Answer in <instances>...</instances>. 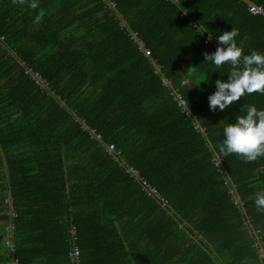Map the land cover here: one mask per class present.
Returning <instances> with one entry per match:
<instances>
[{"label": "trees", "instance_id": "1", "mask_svg": "<svg viewBox=\"0 0 264 264\" xmlns=\"http://www.w3.org/2000/svg\"><path fill=\"white\" fill-rule=\"evenodd\" d=\"M32 2L0 0V264H264V157L218 152L264 94L213 112L204 55L264 54V0Z\"/></svg>", "mask_w": 264, "mask_h": 264}, {"label": "clouds", "instance_id": "2", "mask_svg": "<svg viewBox=\"0 0 264 264\" xmlns=\"http://www.w3.org/2000/svg\"><path fill=\"white\" fill-rule=\"evenodd\" d=\"M24 2L25 0H20V3ZM28 6L33 10L39 7L35 0ZM43 14L41 11L37 15V22ZM238 35L239 31L235 28L231 32H224L219 36V43L227 48L219 47L213 54H204L206 61L212 62L217 68L228 64L231 69L228 74L230 82L217 80V91L209 97L213 112L217 108L224 111L246 94H264V54L252 51L251 54L244 55V50L236 43ZM211 38L210 34L209 40ZM224 136L226 138L218 149L222 156L235 154L245 163L264 157V110L249 106L246 115H238L236 123L224 128ZM255 206L258 212L264 213V191L256 194Z\"/></svg>", "mask_w": 264, "mask_h": 264}, {"label": "built area", "instance_id": "3", "mask_svg": "<svg viewBox=\"0 0 264 264\" xmlns=\"http://www.w3.org/2000/svg\"><path fill=\"white\" fill-rule=\"evenodd\" d=\"M252 12H258V11H261L260 9H256V8H252L251 9ZM4 37L2 36L1 37V40H3ZM139 46L142 47V43L139 42ZM149 52L146 51V54H148ZM33 78L35 80H37V83H40V75L39 73H35L33 74ZM109 151H112L113 150V146L110 145L108 147ZM126 171L130 173V175L134 176L138 181H140L141 185H143V189L148 193V195L150 196H153V197H156L158 195V192L157 190L153 187V186H150L148 185L145 181H143L141 179V177L139 176V173L136 169L132 168V167H127L126 168ZM76 234V230L75 228L73 227L72 228V235H75ZM5 243L8 247V249H12L13 246L11 244V235L8 234V235H5ZM70 257L71 259L78 264L79 262V257H80V250L78 247H74L73 250L71 251L70 253ZM11 264H21V262L17 259V257H14L13 259H11Z\"/></svg>", "mask_w": 264, "mask_h": 264}]
</instances>
